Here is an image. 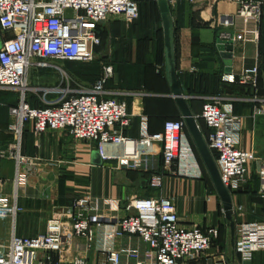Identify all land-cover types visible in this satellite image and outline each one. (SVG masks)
Segmentation results:
<instances>
[{
  "label": "built area",
  "instance_id": "2783aa9c",
  "mask_svg": "<svg viewBox=\"0 0 264 264\" xmlns=\"http://www.w3.org/2000/svg\"><path fill=\"white\" fill-rule=\"evenodd\" d=\"M177 1L166 0L170 8ZM236 2L237 12L219 20L220 26L230 31H222L217 40L231 41L233 45L256 43L263 1ZM111 16L122 17L125 25H132L139 17L137 5L133 0H0V90L19 93L17 105L9 109L10 151H0V158L8 155L19 164L27 161L20 148L24 126L30 125L35 137L47 130L65 131L76 141L99 145L117 171L150 173L153 155L159 154L161 169L147 178L152 190L161 188L165 175L201 179L184 122L166 121L162 132L151 133L143 111L144 93H113L106 89L113 74L107 60L101 63L100 76L94 83L67 81L64 89L29 86L30 70L65 74L56 62H92L95 49L101 44L98 27ZM258 71L257 66L243 68L238 75H223L221 81L255 91ZM29 94L40 95L42 105H31ZM51 94L60 96L54 102L44 100ZM115 95L129 97V104ZM251 102L250 117L264 118V99L255 95ZM233 103L232 99L214 96L202 104L199 118L207 128L204 141L230 195L254 182L249 169L255 163L256 195L264 200V155L259 158L252 150L239 148L242 118L234 113ZM134 118L139 120L136 138L124 134ZM17 178L16 175L14 187ZM17 199L15 189L6 195L0 178V219L14 221L22 212ZM88 204V196L75 199L64 212H56L47 221L42 233H12L6 245L0 243V264H52L51 254L67 248L73 237H85L90 243L91 231L85 215ZM127 209L129 213L118 221L115 232V237L126 243L109 251L105 264H203L207 252L216 247L218 228L181 226L173 198L135 197L127 200ZM241 211V205L233 207V216ZM63 216H67V221ZM233 247L239 264H252L253 255L264 251V218L260 222L238 223ZM213 258L214 263L210 260V264H227L224 252L217 250ZM72 264L86 261L76 257Z\"/></svg>",
  "mask_w": 264,
  "mask_h": 264
},
{
  "label": "crops",
  "instance_id": "0c3cea01",
  "mask_svg": "<svg viewBox=\"0 0 264 264\" xmlns=\"http://www.w3.org/2000/svg\"><path fill=\"white\" fill-rule=\"evenodd\" d=\"M236 1L178 0L171 6L175 73L182 94L188 97V107L197 120L203 139L207 128L199 118L202 104L214 96L232 99L234 113L242 118L239 148L252 150L260 158L264 155V118L250 117L253 107L251 99L257 94L248 86L221 81V77L227 74L226 65L216 50L219 34L230 31L220 26V17L234 15L238 8ZM123 25L122 17L111 16L98 27L101 46L95 53H100L113 67L106 89L113 93L142 90L145 94L144 109L149 131L160 133L166 121H183L170 96L165 76L164 44H161L163 33L160 40V35L152 38L136 24L129 29ZM156 28L157 33L160 32L162 23ZM58 66L64 68L61 63ZM254 66L258 67L259 79L264 80V55L259 51V39L256 43H236L230 73L238 75L243 68ZM51 72L53 70H30L29 86L54 88L51 85H55L52 83H57V80L51 79ZM29 78L33 79L31 83ZM77 83L87 85L83 81ZM60 85L63 86V80ZM58 95L46 97L49 96V102H54ZM257 96L264 99L263 93ZM39 97L28 95L30 103L40 101ZM115 97L126 99L129 104V97ZM18 99L17 91L0 90V151H10L12 134L9 126L12 118L9 109L17 105ZM138 126L139 120L134 118L124 134L138 137ZM184 132L195 154L196 149L185 126ZM20 154L27 161L19 164L8 155L0 158V178L4 181L5 193L10 196L15 189L17 204L23 209L14 221L0 219V235L11 236L14 233L17 236H32L42 233L47 221L56 212H64L77 198L89 197L85 215L89 220L91 242L85 237H73L67 248L51 254L52 264H72L76 257H84L86 264H105L107 253L120 249L126 243L118 240L115 232L118 221L129 213L127 200L135 197L173 198L181 226L218 228L216 202L219 198L215 190L213 192L204 183L206 173L200 166L201 179L165 175L161 188L152 190L148 186L147 177L151 172L160 171L159 154L153 155L150 173L117 171L99 145L76 141L65 131L47 130L35 137L30 125L24 126ZM255 167L256 164L252 163L249 169L254 182L247 183L240 192L231 195L232 207H242V211L233 216L236 225L240 222H260L264 218V200L256 195ZM16 175L18 178L14 187ZM63 217L67 221V216ZM237 217L240 222H237ZM221 238L220 233L215 246L224 252ZM133 242L135 245L138 243ZM210 256L205 255L203 264H209L210 260L214 263L213 256ZM225 258L227 264H239L234 247L231 248L230 256L225 255ZM252 264H264V251L253 255Z\"/></svg>",
  "mask_w": 264,
  "mask_h": 264
},
{
  "label": "water",
  "instance_id": "95a60500",
  "mask_svg": "<svg viewBox=\"0 0 264 264\" xmlns=\"http://www.w3.org/2000/svg\"><path fill=\"white\" fill-rule=\"evenodd\" d=\"M156 3L158 6L162 23L165 76L167 83L170 87V96L174 99L179 109L180 115L184 122V126L191 140L193 141L194 147L204 165V168L209 176L211 184L216 192V195L220 200L222 213L229 227L230 244L231 248L233 249L235 239V223L233 220V207L231 195L221 183L213 157L206 146V143L197 124V120L195 119L188 107V97L182 94L179 82L176 77L174 57V33L173 25L171 22L170 6L166 2V0H156ZM216 50L218 51L219 56L225 61V72L227 74L230 73L234 45L231 41L216 40Z\"/></svg>",
  "mask_w": 264,
  "mask_h": 264
},
{
  "label": "rangeland",
  "instance_id": "374dc122",
  "mask_svg": "<svg viewBox=\"0 0 264 264\" xmlns=\"http://www.w3.org/2000/svg\"><path fill=\"white\" fill-rule=\"evenodd\" d=\"M138 1L140 2L139 6H141V5H143L142 3L145 0H138ZM262 1L264 3V0H262ZM138 13H139V18H138V20L136 22H134L132 25H128V26L123 25V27L125 26V28L128 27V29H129L131 27H135V24L136 25L139 24L141 22V19H140L141 18V14H140L139 9H138ZM102 24H101V26H102ZM152 25L156 27V25H157L156 21L153 20L152 21ZM104 26H105V24H104ZM147 32L150 33V30H148ZM154 36H155V34L152 32V38H154ZM100 55H101L100 53L95 54V58L92 61V64L89 66L90 69H91V70L89 69L90 70L89 73L85 74V73H83V71L81 72L83 77H75L74 75L72 76L71 73H68V74L60 73L59 74L58 71L51 72V79L57 80V83H52V84H55V85H51V82H50V85L53 86L54 88L57 87L59 89H64L65 88L64 85H65V83L67 81L70 82V84H72V83H77V82L81 81L80 79H87V81H93L91 83H94L99 77L98 64H99L100 59L102 58ZM56 65H57V67H59L58 66L59 65L58 62H56ZM74 68H75L74 70H76V67H74ZM62 69H64V68H62ZM29 77L31 78V75ZM114 77H115V75H114ZM30 78H29V82L31 83L32 82L31 80H33V79H30ZM75 79H78V80H75ZM62 80H63V86L60 85L62 83ZM91 83H88V84H91ZM262 83L263 84L261 85V87H262V90L264 92V80L262 81ZM50 97H51V95H50ZM48 98H49V96L46 97L44 100L49 102L50 98L49 99ZM52 99H53V97L51 98V100ZM42 103H43L42 101H36V102L31 103V104L37 106V105H42ZM204 170H205V168H204ZM204 170L202 169V171L206 173V174H204V183L205 184H209V182H210L209 181V176H208L206 170L205 171ZM250 194H254V192L250 193ZM216 212H217V226H218V228L220 230V233H221V237H222L221 241H222V243L224 245V250H225L224 252H225V255L230 256V251H231V247H230V231H229V227L227 225V222H226V220L223 217L222 208H221V204H220L219 200H217V202H216ZM236 220H237V222H240V218L239 217H237ZM234 222H235V220H234ZM42 226L44 227V225H41V227ZM235 232H236V222H235ZM25 236H29V235H25ZM32 236H34V235H32ZM9 237H10V235H0V243L3 242V244L6 245L8 240H9ZM217 250H219L220 252H223V250H220L218 247H214V248L210 249L207 252V254L211 255V256H214V254L217 252Z\"/></svg>",
  "mask_w": 264,
  "mask_h": 264
},
{
  "label": "trees",
  "instance_id": "16d2710c",
  "mask_svg": "<svg viewBox=\"0 0 264 264\" xmlns=\"http://www.w3.org/2000/svg\"><path fill=\"white\" fill-rule=\"evenodd\" d=\"M133 1L136 3L137 8L139 7L138 9H139L140 14H141V18H140L141 22L139 24H137L138 27L140 29H144L146 31L150 30V33H148V35H150V36H152V32L155 35H158V37L160 35V40H161V34L163 33L162 29H160V32L158 31V33H157V28H156L157 25L159 23H161V18H160V14H159V10H158V6H157V3H156V0H145L142 3L143 5H141V6H139L140 2L138 0H133ZM153 20L156 21V23H157L156 27L152 25V21ZM162 43H163V41H161V44ZM100 46H101V44H100ZM99 47H97L95 49V52L97 51V49ZM259 51H260L261 54L264 55V3L262 5V9H261V19H260V25H259ZM104 59L105 58H101L100 61H99V64H98V74H99V76H100V73H101V63L103 61H105ZM61 64H63V67H64L63 70H65L66 73L67 72L71 73L75 77H83L81 72L83 71V73H85V74L89 73L90 70H91L89 66L92 64V62H90V63H76V62L65 61V62H62ZM74 67H76V70H74L75 69ZM258 73H259V71H258ZM80 80L83 81V82H87V84L93 82V81H87V79H80ZM262 81L263 80L259 79V77H258L256 90L254 91L257 95H260L262 93L264 94V92L262 90V87H261ZM239 88L241 89V86ZM135 91H142V90H135ZM144 103H145V98L143 100V111H144V114H145ZM33 106H35V105H33ZM37 106H39V105H37ZM176 120H179V119H176ZM195 155H196V159L198 161L199 166L204 170V165H203V163H202L197 151H195ZM209 181H210V179H209ZM207 185L214 192V189H213V186L211 184V181ZM219 234H220V230H219Z\"/></svg>",
  "mask_w": 264,
  "mask_h": 264
}]
</instances>
